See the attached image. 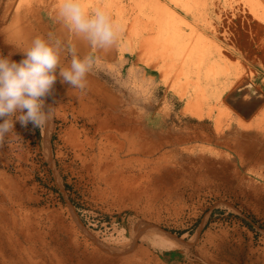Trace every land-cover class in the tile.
Returning a JSON list of instances; mask_svg holds the SVG:
<instances>
[{"label":"rangeland","instance_id":"1","mask_svg":"<svg viewBox=\"0 0 264 264\" xmlns=\"http://www.w3.org/2000/svg\"><path fill=\"white\" fill-rule=\"evenodd\" d=\"M139 1L82 0L118 27L101 50L58 22L59 0H0V55L53 32L98 58L84 92L57 79L42 131L17 121L0 143V264H264V0L179 8L231 58L225 103L164 55Z\"/></svg>","mask_w":264,"mask_h":264},{"label":"clouds","instance_id":"2","mask_svg":"<svg viewBox=\"0 0 264 264\" xmlns=\"http://www.w3.org/2000/svg\"><path fill=\"white\" fill-rule=\"evenodd\" d=\"M57 20L92 49H107L118 42V27L111 17L102 8L87 12L82 0H59ZM21 53L24 58L19 62L0 55V143L12 135L17 121L42 131L54 115V107L45 111L43 98L51 94L57 79L84 92L86 77L98 62L92 54L80 57L74 44L53 32L37 36ZM65 53L70 56L67 66L61 63Z\"/></svg>","mask_w":264,"mask_h":264},{"label":"bare ground","instance_id":"3","mask_svg":"<svg viewBox=\"0 0 264 264\" xmlns=\"http://www.w3.org/2000/svg\"><path fill=\"white\" fill-rule=\"evenodd\" d=\"M140 1H139V3H141V6H144V9L146 11H148L147 15L149 16L150 20H152L154 22L155 26L158 27V32H156V33H158L160 38L157 37L158 35L156 33H154L155 34L154 36H156L157 38L161 39L159 42H161V44H163L162 47L165 49V50H162V48H161L163 53L164 52L166 53L164 55L167 56V58L170 57V60L173 61V62H174V60H176V61L179 60L180 61V58H181L179 66L181 65V68H183L184 73L186 75H188L189 78H192V76L196 77V79L198 80V86L202 85V81H204V78H206V81H207V79H211V78L214 79L213 83H208L207 82L206 83L207 85L205 84L206 88H207V91L211 92L212 95L215 96L216 99H218L221 103L227 102V99H228V96L230 94V91H231L230 89H231L232 85H228V83L225 82V80L223 79V75H226V77H230V76H228V63L231 61V60H229L231 58H228V56H227L228 54L225 55L223 53V50H222L223 46H222V44L220 42V39L218 37H216L213 40H210L207 36H204L201 33L199 35H197L194 32L195 31L194 30V26L192 25V23L189 20V18L187 16H184L179 11V8H181L184 11H186L187 15L194 14L193 13L194 12L193 0H172V1H174V2H172V3H174V8L163 4L160 0H140ZM252 1H251V3H252V6H253L254 3ZM169 2H171V0ZM230 5H231V3H230ZM195 6L196 7L198 6V1H197V4H195ZM261 6H259V7H261ZM262 9H261V11H262ZM138 10H140V9H138ZM141 10H143V9H141ZM133 11H134V9H133ZM122 13H123V10H122ZM262 13L259 14L256 11V12L251 13V14H254L255 19H258L261 22H264V12H262ZM130 16L132 17V14ZM140 16L141 15L137 16L138 19L140 18ZM233 18H234V16H233ZM150 20H148V23H149ZM123 21H125V19ZM144 21H141L140 24L143 25ZM133 22H134V20H133ZM126 23H128V22H126ZM148 23H146V24L150 26V24H148ZM152 25L153 24L151 23V28H152ZM138 27H136V28L138 29ZM184 28L191 29L192 32L189 33L187 31H185ZM208 28H209V26H208ZM137 29H135V30H137ZM143 29H145V28H143ZM153 29H154V27H153ZM140 31H141V29H140ZM196 31H197V29H196ZM150 32H152V30ZM193 34H194V37H195L194 39L191 38ZM151 36L152 35H150V37ZM156 37H155V39H156ZM156 40L155 41L153 40V41L156 43ZM154 44H151V47ZM158 44H160V43H158ZM158 44L156 43L155 46H161V45H158ZM155 48H158V47H155ZM155 48H151V51L152 50L154 51ZM127 51H130L131 53L135 52V50L133 51L131 49L127 50ZM158 51H159V49H158ZM122 53L124 55L125 51H123ZM165 56H164V58H165ZM161 58H163V57H161ZM206 62L208 63L207 76L206 77H202L203 76V74H201L202 66ZM147 64H148V62H147ZM170 64H172V63H170ZM174 64L176 65V63H174ZM185 77H187V76H185ZM237 77H239V76L237 75ZM193 82L194 81H192V83ZM185 94H186V92H185ZM194 94H195V92H194ZM198 94L199 93H197V95ZM202 110H203V108H202ZM188 111L191 114L196 115L197 117L198 116L199 117L203 116V114L201 115V110L196 108V105L193 104V101H190L188 103Z\"/></svg>","mask_w":264,"mask_h":264}]
</instances>
